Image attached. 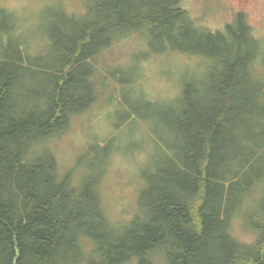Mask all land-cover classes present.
I'll return each instance as SVG.
<instances>
[{
    "label": "trees",
    "instance_id": "trees-1",
    "mask_svg": "<svg viewBox=\"0 0 264 264\" xmlns=\"http://www.w3.org/2000/svg\"><path fill=\"white\" fill-rule=\"evenodd\" d=\"M81 1L82 11L60 4L51 17L46 64L24 42L16 14L0 8V264H264V39L243 11L211 31L195 25L182 0ZM134 30L149 33L144 55L176 50L206 70L169 106L173 141L146 170L138 212L125 223L106 213L100 194L108 159L75 181L49 145L99 91L118 101L121 85L92 74ZM162 39L191 47L156 53ZM136 80L128 90L146 100ZM249 210L250 226L233 234L230 223L238 227Z\"/></svg>",
    "mask_w": 264,
    "mask_h": 264
},
{
    "label": "rangeland",
    "instance_id": "rangeland-1",
    "mask_svg": "<svg viewBox=\"0 0 264 264\" xmlns=\"http://www.w3.org/2000/svg\"><path fill=\"white\" fill-rule=\"evenodd\" d=\"M60 4L67 6L68 11L83 10L81 0H0V8L5 7L16 14L18 29L28 36L25 35L28 41L24 42L30 46L33 55L40 54L42 60L39 62L43 64L49 63L51 56L49 48L52 45L47 32L57 22L51 17L57 13ZM181 6L187 9L197 27L211 31H224L223 28L243 11L253 36L264 39V0H182ZM60 30L68 32L64 28ZM148 34L147 30L130 31L96 59L92 79L100 84L105 81L110 86H115L114 82L120 84L118 101L117 98L105 101V90L99 91L93 108L75 115L65 134L49 145L61 172L72 173L75 181L86 169L108 159L107 171L98 184L100 194L106 213L125 223L138 212L137 200L146 184V170L166 154L165 142L173 141L166 119L169 106L180 96L181 85L184 86L188 77L199 76L206 70L204 66L198 67L196 59L185 53L161 52L173 50L176 45L191 47L183 44L184 40L176 44L162 39V44L151 46L156 53L161 52L160 55H144L149 51ZM206 48H209L208 44ZM135 54L139 59L134 58ZM118 62L124 66L117 65ZM30 75L39 78L35 73ZM133 78H137L138 93L147 95L146 100L128 90L127 85ZM126 118L127 123L122 121ZM151 133L158 143L152 142ZM131 158L136 161L131 163ZM136 162L140 163L137 165ZM249 215L250 210L244 213V221H239L238 227H234V221L230 223L231 229H236V235L239 236L240 228L250 226Z\"/></svg>",
    "mask_w": 264,
    "mask_h": 264
}]
</instances>
